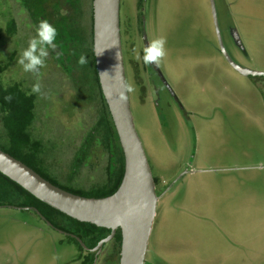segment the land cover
I'll return each instance as SVG.
<instances>
[{"label":"rangeland","instance_id":"1","mask_svg":"<svg viewBox=\"0 0 264 264\" xmlns=\"http://www.w3.org/2000/svg\"><path fill=\"white\" fill-rule=\"evenodd\" d=\"M89 1L71 0L72 12L57 17V33L68 34L72 22L78 39L89 37ZM214 1L230 58L264 72V0ZM16 7L14 0H0V61L14 48L17 53L3 80L32 87L36 76L17 63L20 45L6 43L10 13L25 39L22 49L35 33L26 11ZM119 27L126 83L135 87L128 94L133 122L157 180L144 264H264V76H243L226 62L209 0H120ZM159 36L167 41L158 67L163 80L133 51L142 55ZM61 67L49 53L39 70L36 131L46 142L45 170L61 184L88 189L107 182L106 156L100 157L96 138L89 158L72 170L87 130L82 120L89 128L95 107L86 90L80 95L78 72L65 75ZM88 104L92 113L85 118ZM80 252L31 211L0 207V264H79ZM107 253L105 247L92 264H115Z\"/></svg>","mask_w":264,"mask_h":264},{"label":"water","instance_id":"2","mask_svg":"<svg viewBox=\"0 0 264 264\" xmlns=\"http://www.w3.org/2000/svg\"><path fill=\"white\" fill-rule=\"evenodd\" d=\"M209 3L219 50L226 62L243 76H264V72L243 68L230 58L219 32L215 1L209 0ZM91 6L95 67L123 154V173L117 189L103 198L71 193L52 184L22 161L2 150L0 173L64 215L111 230V234L99 242L98 247L119 229V264H144L158 196L134 126L128 94L126 101L119 98L122 85L126 83L119 27L120 0H92ZM232 34L234 43L242 49L234 30ZM153 68L163 80L158 67L153 65ZM33 210L38 213L35 208Z\"/></svg>","mask_w":264,"mask_h":264},{"label":"flooded vegetation","instance_id":"3","mask_svg":"<svg viewBox=\"0 0 264 264\" xmlns=\"http://www.w3.org/2000/svg\"><path fill=\"white\" fill-rule=\"evenodd\" d=\"M8 1L10 0H6V2ZM14 1L17 6L16 9L19 10L18 7H21L22 11L23 10L26 11L27 16L29 17L28 19L29 21H31L30 22L31 25L34 26L33 28H34L35 33L32 36V38L36 36V28L42 18L43 19L51 18L49 23L52 24L56 28V25L58 22L57 17L63 15L62 13L68 14L69 12H72V6H73L71 0H42V1L36 0L33 4L34 8L30 7V9H28L26 6H24L25 5L24 3L27 0H14ZM8 7L9 6L7 5V8ZM57 7H58V10L56 11ZM36 11H39V13L37 14ZM11 16H12V13H10V16L7 17L4 23L5 33H6V43L9 44V47H11V49H12L11 45L15 47V44H18L20 45V48L18 50L22 51L23 49L21 45H23V43L25 42V39L19 34V31H18L19 22H17V20ZM68 31H72V22L67 28L66 33H68ZM67 36H70V35L66 34L65 36L66 39H69L67 38ZM25 38L29 40L28 37H25ZM120 38H121V35H120ZM89 40L90 39L88 36L81 34L80 38L79 39L77 38V42H76L77 45L76 44L73 45L72 43H69L67 44V49L65 51L61 50L58 46L55 50L49 49V53H51L52 56L54 54L55 59L59 60V62H62L63 67H61L60 69L62 70V72H64L65 75L72 76L74 72L75 74H76V71L78 72V75H80V78L78 79V82H76V84L80 86L79 88L77 87V85H71V86L74 88L77 87L80 92V95L86 90L89 93V96H90L89 98L93 101L92 104H94V107H95L94 112L92 113L89 111L90 104H88L87 115L86 114L82 115L81 113V116L85 118L88 117L90 113H92L95 119V122H93L89 128L87 124L83 123V120H82V124L85 126L87 130L85 131V135L83 137L81 145L85 143L87 145L89 141L91 140L94 141L96 140V138L100 140L102 136L105 137V134L108 133L105 130L106 125L104 122V118H105V108H104L105 102L104 101L105 100L101 92L99 80L98 82H96V78H95L97 76V71L95 67V59H94V68H95L96 74L94 73V68L92 67L90 63L91 57L89 54ZM10 41H12L11 44L9 43ZM55 43L57 44V40L55 41ZM64 43L66 44V41H64ZM12 52H13L12 54L6 56V58L4 59L5 61L4 60L0 61L2 64L6 63L5 64L6 70L2 74V79H3V75L7 72V70L12 67V63L15 59V55L17 54L15 48L14 50H12ZM84 53L85 55L89 57V66L87 67L89 71H86L87 65L80 66L77 63L80 56L81 55L84 56ZM92 53H93V45H92ZM131 63L132 65L135 66L137 62L132 61L131 59L128 58L129 66L131 65ZM148 68L151 71H153V73L158 75L157 71L153 68V65L148 66ZM149 69H148V86L152 87L153 80H152L151 75L149 74ZM143 70H144V67H143ZM258 77H263V76H258ZM22 81L24 80L15 81V80L9 79L8 81L6 79V81L3 80V83L4 85H8V86L17 85L18 89L21 90L23 93H26L29 96L33 95V101H32L33 120L28 127V132H29L30 138L33 139V141L41 142L42 140L37 135L36 126H35V121L37 120L39 112H40V109L38 108V102L40 98H38L37 94H29L31 92L32 87L25 85L24 82L22 83ZM3 122H4L3 117L0 114V150L1 148H7V149L11 148L12 149L14 146L12 145V140L9 137L8 131L5 129V125ZM38 134H40V131H38ZM49 146L51 148L50 144ZM45 148H46V142L43 143V151ZM104 155L105 154L103 153L101 157H103ZM115 157H117V155H114L113 157L114 161H115ZM43 161L45 160L43 159ZM2 181L3 179L0 178V190L3 193L0 195V207L24 209V210H29L32 213H34L38 217V219L44 223L45 226L62 234L66 239L72 241L73 243L77 245V247L81 251L78 256L79 264H92L95 258L98 257V255L101 254L105 250V247H107V251H108L107 255H109V258H111L115 264H119V254H120V245H121L120 230H119V234H117L118 229H116L112 237L108 241L103 242L101 246L98 247L97 245L99 244V242L103 241L111 234V230L104 228V227H98L94 225L97 228H103L104 230H107V232L104 233V235L99 237V234L101 232L100 229H94L93 227H91L92 228L91 232H88L86 230H83V228H78L79 226H76L75 223L72 220H70L72 218L66 215L63 216L64 215L63 213H62L63 215H58V214L43 215L40 211H38L33 206L22 205L23 204L22 202H24L23 200L24 198L21 195H17L13 193L8 195V190L5 189L6 187ZM156 186H157V180L155 184V192H156ZM33 208H35L38 213H36L33 210ZM77 222H80V221H77ZM80 223H86V222H80Z\"/></svg>","mask_w":264,"mask_h":264},{"label":"trees","instance_id":"4","mask_svg":"<svg viewBox=\"0 0 264 264\" xmlns=\"http://www.w3.org/2000/svg\"><path fill=\"white\" fill-rule=\"evenodd\" d=\"M34 2L35 0H27L24 3L25 4L24 6H26L28 9H30V7L33 8L31 5H33ZM91 2L92 0L89 1V5H88L90 10V18H91L90 31H89V39H90L89 54L91 57L90 63L94 68V57L92 53ZM56 27H58V25H56ZM68 35H70L67 36V38L69 39H66L65 38L66 35H64L60 31L58 32L56 37L57 46L63 51L67 49V44L72 43L73 45H75L77 42V33L74 31V28H72V31H68ZM63 40L66 41V44L64 43ZM5 64H2L0 62V114L3 117L4 120L3 123L5 125V129L8 131L9 137L11 138L12 145L14 147L12 149L1 148V150L10 154L14 158L22 161L24 164H26L34 171H36L38 174H40L43 178H45L46 180L50 181L52 184L66 191L85 197H95V198H101V197L103 198L111 195L117 189L122 177L123 154L106 103H104V108H105L104 122L106 125L105 130L108 133L105 134V137H102L100 140H98V144L100 145V147H102V152L99 153L100 157L103 153L104 154L106 153L104 156H106L105 168L107 169L106 171L108 176L107 182L102 185H96L94 187H90L88 189L77 188L69 184H61L60 182H58L56 177L52 176L50 173H48L45 170V163L43 161V156H42L43 142L33 141V139L30 138L28 132V127L33 120V114H32L33 95L29 96L26 93H23L21 90L18 89L17 85H13V86L4 85L2 74L6 70ZM94 73L96 74L95 68H94ZM95 78H96V82H98V77L96 76ZM9 95L12 96V100L11 102H6L5 97ZM92 141L93 140L89 141L87 145L85 143L82 144L81 147H79L78 151L76 152L75 163L73 165L72 170L76 171L78 166L79 167L83 166V164L89 158V148L92 145ZM93 147L94 146H92V148ZM114 155H117V157H115V161L113 159ZM0 178L3 179L2 182L6 187L5 189L8 190V195L13 193V194L21 195L24 198L23 199L24 202H22L23 203L22 205L33 206L43 215L46 214L63 215L59 211L51 208L50 206L36 199L34 196L29 194L27 191H25L23 188H21L19 185H17L16 183H14L13 181L8 179L1 173H0ZM153 179H154V183L156 184V179L155 178ZM1 194L3 193L0 190V195ZM70 220H72L76 226H79L78 228H83V230H86L88 232H91L92 229L91 227H93L94 229H100L101 232L99 234V237H101L102 235H104V233L107 232V230H104L103 228H97L89 223H80L73 219ZM117 234H119V229L117 230Z\"/></svg>","mask_w":264,"mask_h":264},{"label":"clouds","instance_id":"5","mask_svg":"<svg viewBox=\"0 0 264 264\" xmlns=\"http://www.w3.org/2000/svg\"><path fill=\"white\" fill-rule=\"evenodd\" d=\"M57 34V30L52 24L47 20H41L36 28V36L28 41V46L20 53L17 63L22 66L24 72L32 73L37 78L29 94L43 96L42 86L39 82V70L45 67V61L49 56V49L55 50L57 48V44L55 43ZM166 43V38L163 36L154 38L143 48L142 55L136 52L135 49L133 50L135 58L142 60L143 64L147 66L155 65L159 67L167 55ZM77 63L80 66H85L89 61L85 56L81 55ZM134 91V85L129 83L123 84L122 91L119 95L120 100L126 101L128 98L127 94L133 93ZM11 100L12 96L5 97L6 102H11Z\"/></svg>","mask_w":264,"mask_h":264}]
</instances>
